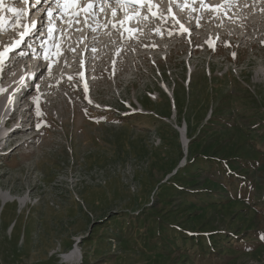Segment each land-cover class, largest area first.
<instances>
[{
	"label": "rangeland",
	"instance_id": "1",
	"mask_svg": "<svg viewBox=\"0 0 264 264\" xmlns=\"http://www.w3.org/2000/svg\"><path fill=\"white\" fill-rule=\"evenodd\" d=\"M197 1L176 8L182 23L143 25L128 9L112 30L100 4L87 24L53 13L44 57L0 70V264H67L76 240L80 264H264V2L223 14L219 0ZM12 6L37 13L3 0L5 45L25 17ZM42 68L23 100L31 117L10 115L15 77Z\"/></svg>",
	"mask_w": 264,
	"mask_h": 264
},
{
	"label": "snow or ice",
	"instance_id": "2",
	"mask_svg": "<svg viewBox=\"0 0 264 264\" xmlns=\"http://www.w3.org/2000/svg\"><path fill=\"white\" fill-rule=\"evenodd\" d=\"M3 0H0V3H2ZM29 0H13V4L18 3H28ZM101 0H95V6H99ZM106 3L112 4V3H121V0H105ZM44 3L48 4L49 6L55 5V8L49 7V9L45 13V18L40 20L39 22H33L30 23L27 26V31L21 33V39L15 41L12 45H5L2 41H0V70H2L3 66L7 63V61L11 57V53L15 52L17 48H19L24 43V37L28 35H32L37 31V27L39 26L42 30L47 31H54L55 25L54 23H49L53 20V13H56V18L60 19L62 22L68 23L69 27L72 26L73 23H80V16L83 15L85 23L87 24V21L89 18L95 19V12L93 11L94 4L89 3L87 5L86 10H81L76 5V0H44ZM38 5H41V0H31V7L35 8L37 12L41 11V7H37ZM58 10V11H57ZM213 10V9H209ZM12 13H14L17 18L22 17L25 14L24 9L17 8L15 6L11 7ZM35 15V13H32ZM116 15V12L113 11V16ZM153 15H157L156 13H153ZM65 17H68L67 20H65ZM20 27H24L23 24L19 25ZM90 28L91 25H88ZM115 27V25H113ZM4 28L0 26V32H3ZM184 32H188L189 30L187 28H183ZM214 47V45H211ZM74 51V49H73ZM18 55H27V53H18ZM233 57L235 58V53H233ZM48 57H45L47 59ZM7 89H4L3 87H0V94H3L6 92ZM264 239V236L261 237Z\"/></svg>",
	"mask_w": 264,
	"mask_h": 264
},
{
	"label": "bare ground",
	"instance_id": "3",
	"mask_svg": "<svg viewBox=\"0 0 264 264\" xmlns=\"http://www.w3.org/2000/svg\"><path fill=\"white\" fill-rule=\"evenodd\" d=\"M160 1V0H159ZM165 1V0H164ZM211 1H213V0H211ZM228 1V0H227ZM166 2H167V0H166ZM210 2V1H209ZM215 2V1H214ZM240 2H242V0H233L231 3H230V5H234V4H238V3H240ZM250 2H252V1H250ZM255 2L257 3V5L259 6V4H261V2H264V0H255ZM254 2V3H255ZM168 3V2H167ZM206 3H208V2H206ZM217 3V2H216ZM247 3V2H246ZM147 4L148 5H150V1H148L147 2ZM166 4V3H165ZM241 4V6H242V3H240ZM243 5H244V3H243ZM245 5H247V4H245ZM250 5V4H249ZM255 5V4H254ZM166 6H168V5H166ZM251 6V5H250ZM154 7V6H153ZM164 7V6H163ZM178 7V4H175V8H177ZM181 8V7H180ZM244 8V7H243ZM253 8V7H252ZM82 10H84V8L82 7ZM138 10V9H137ZM161 9L158 7V6H155V8L152 10V13H158L159 11H160ZM176 10V9H175ZM240 10H241V8H240ZM252 10V9H251ZM261 10H262V7L260 6V7H258V8H255V9H253V11H252V13L255 15V14H259L260 12H261ZM238 11V10H237ZM247 11V10H246ZM246 11H243V12H245V13H247ZM249 12L251 13V11L249 10ZM263 12V11H262ZM151 13V14H152ZM249 13V14H250ZM26 16L28 15V13H26L25 14ZM165 17H167V14H164V15H162V16H160V19H162V18H165ZM173 17V16H172ZM253 17V16H252ZM153 18L155 19H158V17H154V15H153V17L151 18V20H153ZM156 19H155V21H156ZM127 20V19H126ZM238 20V19H237ZM122 21H123V19H122ZM185 21V20H184ZM180 23H182V21L180 20L179 21ZM106 28H107V26H106ZM111 30H112V28H111ZM101 30H96V32L93 34V32L91 33V34H89V35H91L92 36V38H90L89 40H88V47H87V51L88 50H91L93 47H95L97 44H99V39L98 38H100L101 36H102V33L103 32H100ZM89 33V32H88ZM108 34V33H107ZM88 35V36H89ZM248 35V34H247ZM15 36V35H14ZM89 38V37H88ZM79 39V42L77 43V44H82V43H84V39H81V38H78ZM77 40V39H76ZM77 44H76V46H74L72 49H77L78 48V46H77ZM153 47V46H152ZM20 48V47H19ZM19 48H17V49H19ZM152 50H153V48H151ZM156 49V48H155ZM17 50H15V52H16ZM68 51V50H67ZM71 53V52H70ZM68 54V58L69 57H74L73 56V54L71 55V54ZM21 55H18V54H16V56H14V57H10V61H11V63H10V67H9V70H11V69H13V68H24V67H27L29 64V66H31L32 65V63H33V58H28L27 59V62L24 64V65H21L20 63H21ZM191 59V58H190ZM194 61V60H193ZM81 63H83V60H82V62ZM180 64V63H179ZM65 65H67V63H65ZM69 65V64H68ZM34 66V65H33ZM30 69V68H29ZM37 69H39V66H37ZM46 68H42V69H40L39 71H38V73H37V75L38 74H41V73H43V70H45ZM32 72V71H31ZM33 73V72H32ZM32 73L29 75V78L31 77V75H32ZM36 75V76H37ZM6 78H8V76L7 75H5L4 77H2V79H6ZM35 82V80L33 79L32 80V82H31V84H33ZM24 97H26V96H24ZM24 100V99H23ZM23 100H21L20 101V107L18 108V110L23 106ZM24 112V111H23ZM13 116L14 115H16L17 114V112H12L11 113ZM10 114V115H11ZM14 118H11V119H9L8 118V120H7V123H6V125L8 124V123H10V122H12V120H13ZM177 130L182 134V142H183V148H184V151H187V149L189 148V139H188V137H187V127L185 126V127H183V128H177ZM14 132V131H13ZM13 132H11V133H13ZM12 136V135H11ZM8 137V136H7ZM8 141H9V139H8ZM7 141V144L10 142H8ZM1 143H2V141H1ZM184 143H186L185 144V146H184ZM0 154H3V150H2V152L0 153ZM80 250H79V245H78V240H76V242H75V245H74V247H73V250L69 253V254H67V255H65V263H67V264H72V263H75V264H80L79 263V261H77L78 259H81L80 258V254H81V252H79ZM77 261V262H76Z\"/></svg>",
	"mask_w": 264,
	"mask_h": 264
},
{
	"label": "trees",
	"instance_id": "4",
	"mask_svg": "<svg viewBox=\"0 0 264 264\" xmlns=\"http://www.w3.org/2000/svg\"><path fill=\"white\" fill-rule=\"evenodd\" d=\"M247 191V190H246Z\"/></svg>",
	"mask_w": 264,
	"mask_h": 264
}]
</instances>
